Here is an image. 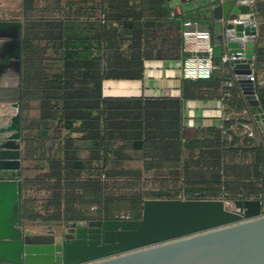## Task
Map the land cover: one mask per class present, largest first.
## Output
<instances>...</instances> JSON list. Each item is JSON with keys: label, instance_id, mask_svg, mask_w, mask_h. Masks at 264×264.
<instances>
[{"label": "trees", "instance_id": "obj_1", "mask_svg": "<svg viewBox=\"0 0 264 264\" xmlns=\"http://www.w3.org/2000/svg\"><path fill=\"white\" fill-rule=\"evenodd\" d=\"M40 3L46 12L30 16ZM21 7L24 224L138 219L149 198L260 193L262 144L246 137L239 148L226 133L250 122L236 81L226 85L229 67L209 79L183 78L179 97L104 93L105 80H143L147 60L189 56L171 0H21ZM256 12L263 35L264 0ZM262 60L258 46L254 66ZM256 91L262 100L257 82ZM206 99L222 102V126L186 127L185 101Z\"/></svg>", "mask_w": 264, "mask_h": 264}, {"label": "water", "instance_id": "obj_2", "mask_svg": "<svg viewBox=\"0 0 264 264\" xmlns=\"http://www.w3.org/2000/svg\"><path fill=\"white\" fill-rule=\"evenodd\" d=\"M191 2L212 31L215 65L229 57L246 102L243 115L250 122L238 121L226 133L239 148L256 133L264 148V102L251 79L258 0ZM3 7L0 0V105L4 90L18 89L21 97L23 76V21L3 18ZM6 106L16 112H0V171L19 173L21 102ZM22 201L20 176L1 177L0 264H264V179L256 197L236 199L232 208L223 197L149 198L141 218L73 221L72 227H79L76 237L62 242L54 225L48 234L24 231Z\"/></svg>", "mask_w": 264, "mask_h": 264}, {"label": "crops", "instance_id": "obj_3", "mask_svg": "<svg viewBox=\"0 0 264 264\" xmlns=\"http://www.w3.org/2000/svg\"><path fill=\"white\" fill-rule=\"evenodd\" d=\"M188 2H191V0H171L173 14L181 15L184 22L188 19L197 21L196 18L199 16L198 9ZM256 22L259 36L256 47L264 48V32L263 35H260V21L258 18ZM200 26L202 28H210L207 23ZM185 51H187L186 47ZM183 67V60H147L145 62L143 80H105L104 93L106 96L179 97L181 95V82L184 78ZM253 68L255 81L264 89V60L260 61L256 66L253 65ZM232 80L235 81L233 74ZM240 98H244L242 93ZM259 98L261 97L259 96ZM262 101L264 102V98ZM225 116L222 102L218 99L185 101V126L190 129L221 127ZM237 133H243V129H238ZM255 138L259 140L256 133Z\"/></svg>", "mask_w": 264, "mask_h": 264}, {"label": "built area", "instance_id": "obj_4", "mask_svg": "<svg viewBox=\"0 0 264 264\" xmlns=\"http://www.w3.org/2000/svg\"><path fill=\"white\" fill-rule=\"evenodd\" d=\"M183 36L186 50L189 53V56L184 61V78L209 79L217 69L220 68L223 71L228 69V56L223 57V65L218 66L214 63V45L210 28H202L196 20L188 19L184 22ZM254 60L255 56L252 66L254 65ZM251 79L255 81L254 73ZM233 84V80L226 82L227 86H232ZM226 205L232 208L233 201H226Z\"/></svg>", "mask_w": 264, "mask_h": 264}, {"label": "flooded vegetation", "instance_id": "obj_5", "mask_svg": "<svg viewBox=\"0 0 264 264\" xmlns=\"http://www.w3.org/2000/svg\"><path fill=\"white\" fill-rule=\"evenodd\" d=\"M6 4L4 3V6ZM15 19V18H14ZM20 96H19V90L18 89H7V90H4L2 92V103H1V107L3 106V108L7 105V103H15L17 101L20 100ZM21 102V100H20ZM10 108V109H8ZM9 111H11V115H14L15 112H16V108L13 107V106H6L4 108L3 111H0L2 112V115L3 114H7ZM5 172H11L13 174L12 177H14L16 174L19 176V173H14L13 171H0V178L1 177H4L3 174ZM91 220V219H90ZM80 221H83V220H80ZM71 222L73 221H65V222H60V223H55V224H50L48 222H32V226L30 228L27 227L28 223L27 224H24V231H31L32 233H40V234H48L49 233V226L50 225H54V228H55V232H57V228H60L61 229V235H57L60 237V240L61 242L64 241V240H68V239H72L74 237H76L77 235V230H78V226L76 225L75 227H72L71 225ZM76 222H79V221H76ZM86 227V225H85Z\"/></svg>", "mask_w": 264, "mask_h": 264}, {"label": "rangeland", "instance_id": "obj_6", "mask_svg": "<svg viewBox=\"0 0 264 264\" xmlns=\"http://www.w3.org/2000/svg\"><path fill=\"white\" fill-rule=\"evenodd\" d=\"M3 1H4V3L6 5L3 7V10L5 12L2 14V17L5 18V19L20 18L22 20L21 0H3ZM188 3L191 4L192 2H188ZM47 9L48 8L46 7V5L44 3H40V4L36 5V7L34 8V11L30 13V16L42 15V14H44V12H46ZM196 19H197V22H198L199 25L207 23V22L203 21L200 16H197ZM3 176L10 178V177L13 176V174L11 172H5L3 174ZM15 176H17V174ZM35 187H37V186H35ZM44 194H45L44 192H40V191H37V190H32L30 192V195L32 197L42 198ZM38 203H40V201ZM120 218H129V217H126L125 215H122ZM31 226H32V224L28 223L27 227L30 228ZM56 234L57 235H61V229L60 228H57Z\"/></svg>", "mask_w": 264, "mask_h": 264}]
</instances>
